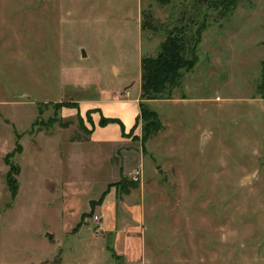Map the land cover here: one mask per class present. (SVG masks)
Returning a JSON list of instances; mask_svg holds the SVG:
<instances>
[{
    "label": "rangeland",
    "instance_id": "obj_1",
    "mask_svg": "<svg viewBox=\"0 0 264 264\" xmlns=\"http://www.w3.org/2000/svg\"><path fill=\"white\" fill-rule=\"evenodd\" d=\"M136 6L0 0V264H264V0L219 19L225 36L196 50L170 99L144 101L160 129L140 118L129 134L143 154L135 173L118 179L121 152L111 164L105 148L68 146L88 129L60 119L59 101L97 84L122 91L137 80L139 54L159 50L175 25L174 6L161 19L168 8L142 0L153 28L140 39ZM110 187L136 219L121 205L96 208ZM110 211L123 213L120 232L104 229Z\"/></svg>",
    "mask_w": 264,
    "mask_h": 264
},
{
    "label": "crops",
    "instance_id": "obj_2",
    "mask_svg": "<svg viewBox=\"0 0 264 264\" xmlns=\"http://www.w3.org/2000/svg\"><path fill=\"white\" fill-rule=\"evenodd\" d=\"M242 1V0H241ZM240 1V2H241ZM153 2L156 4L157 8H168L167 14L165 13L161 19H164L169 16H173V6L176 15L175 25L172 26H181L184 25L185 22L179 21L180 18L183 20L193 19V23H188V29L190 32H194L200 25L203 24V28L201 31V38L197 45V49L204 48L207 43L215 45L220 43V39L222 36H225L226 33L222 31L223 23L220 22V18L227 16L220 15L217 10H212L207 8L205 5H197L194 2L196 0H171L169 3L161 5L157 3L155 0ZM239 4V3H238ZM237 4V5H238ZM151 8V7H150ZM236 8V7H235ZM136 29L137 33L141 39L143 34L145 33L146 27L152 29V27L145 25L143 26L142 21V0H137L136 6ZM231 11L230 13H232ZM216 16L218 22H207L208 15ZM190 15V17H188ZM201 20L198 21L197 18ZM213 21V20H212ZM193 26H195V30H193ZM170 28V29H172ZM168 31V30H167ZM264 44V41H261ZM209 45V46H210ZM206 47V46H205ZM207 48V47H206ZM150 56H155L158 50V43L156 46L151 48ZM204 50V49H203ZM83 54V50H82ZM144 55L142 53L137 57V62L139 60V70L137 71V80L131 81L129 84L123 87V90L120 91V88L114 89H106L100 87L98 84L94 85L95 93L91 96H83V97H74L72 99L61 102H69L75 103L73 106H61L58 108V117L60 119H80L81 123L88 129V136L85 140H69L68 146L71 147V150L76 151L82 145H94L99 147L101 150H104L103 153L107 157V159L112 164V160L109 159L110 153L117 154L121 152V155H118L119 161L113 162L114 168L119 172V178L124 177L127 174L135 173L137 171V165H142L140 158L143 156L142 152H138L133 148V141L131 136L129 135L133 132V135H138L140 130V124L138 122V117L140 115V102L141 100V59ZM260 60V69L261 62ZM195 65V64H194ZM114 71L117 72V69L114 68ZM260 78V77H259ZM259 99H263L260 96ZM168 100V99H165ZM101 118L113 119L114 122H108L105 125H99V121ZM62 130H65L62 129ZM51 136V135H50ZM114 177L112 180L116 179ZM111 180V181H112ZM110 182V181H109ZM108 182V183H109ZM107 183V186H108ZM106 191V190H105ZM110 199L105 201H100L96 208L102 210L105 206V203H109L108 207L111 206L113 210L120 206L123 208V211L128 212L130 207L126 206V203L122 202L121 199L116 197V189L110 187L108 189ZM95 200H92L94 202ZM107 206V205H106ZM117 206V207H116ZM107 207V208H108ZM136 209V210H134ZM129 209L131 212L133 219H136L137 216V208ZM134 210V211H133ZM101 212V211H100ZM102 214V212H101ZM131 217V216H130ZM105 231L107 232H120V229L123 227V213L113 212L109 215V223L107 225L103 224Z\"/></svg>",
    "mask_w": 264,
    "mask_h": 264
},
{
    "label": "trees",
    "instance_id": "obj_3",
    "mask_svg": "<svg viewBox=\"0 0 264 264\" xmlns=\"http://www.w3.org/2000/svg\"><path fill=\"white\" fill-rule=\"evenodd\" d=\"M164 5L171 0H155ZM241 0H196L197 5H205L207 8L217 10L220 15L229 14L235 9ZM179 21L185 22L184 25L175 26L166 32L164 40L161 42L157 54L153 57L143 56L141 59V102L140 118L145 121L144 130L152 127V133L160 129L157 123V114L144 105L146 100L170 99L172 90L179 84L182 70H190L196 62L197 45L201 38L203 24L194 32L188 29V23L193 19L186 21L180 18ZM146 23L143 21V26ZM147 26L152 27L151 24ZM257 92L261 98H264V60L261 62L260 78L257 83ZM75 103L61 102L57 106H73ZM113 119L101 118L99 125L103 126L108 122H114ZM11 195L15 196L17 191V181L9 185Z\"/></svg>",
    "mask_w": 264,
    "mask_h": 264
},
{
    "label": "water",
    "instance_id": "obj_4",
    "mask_svg": "<svg viewBox=\"0 0 264 264\" xmlns=\"http://www.w3.org/2000/svg\"><path fill=\"white\" fill-rule=\"evenodd\" d=\"M83 55H84V53H83ZM159 173H160L163 177H165V174H164V172H163L162 170H160ZM47 237H50V235L47 234Z\"/></svg>",
    "mask_w": 264,
    "mask_h": 264
},
{
    "label": "built area",
    "instance_id": "obj_5",
    "mask_svg": "<svg viewBox=\"0 0 264 264\" xmlns=\"http://www.w3.org/2000/svg\"><path fill=\"white\" fill-rule=\"evenodd\" d=\"M95 218H96V219H98V217H97V216H95Z\"/></svg>",
    "mask_w": 264,
    "mask_h": 264
}]
</instances>
